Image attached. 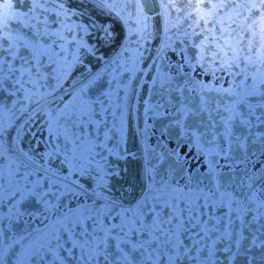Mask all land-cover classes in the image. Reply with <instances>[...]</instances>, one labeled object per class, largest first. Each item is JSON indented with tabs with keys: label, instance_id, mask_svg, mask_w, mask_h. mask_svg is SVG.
Here are the masks:
<instances>
[{
	"label": "snow or ice",
	"instance_id": "snow-or-ice-1",
	"mask_svg": "<svg viewBox=\"0 0 264 264\" xmlns=\"http://www.w3.org/2000/svg\"><path fill=\"white\" fill-rule=\"evenodd\" d=\"M99 7L137 37L131 67L84 63L66 0H0V264H264V0H161L144 183L127 202L110 158L135 155L131 80L152 70L153 4ZM169 49L180 59L162 70Z\"/></svg>",
	"mask_w": 264,
	"mask_h": 264
},
{
	"label": "flooded vegetation",
	"instance_id": "flooded-vegetation-1",
	"mask_svg": "<svg viewBox=\"0 0 264 264\" xmlns=\"http://www.w3.org/2000/svg\"><path fill=\"white\" fill-rule=\"evenodd\" d=\"M66 3L78 13L72 17L71 22L83 24L87 28L86 32L80 33L79 38H82L85 44L93 50L94 54L89 53L83 56L84 63L93 72H103L107 62L118 57L128 59V66L131 67V59H129L131 53H125L124 50L125 48L135 50L137 37L129 35L128 27L122 20L100 8L99 0H66ZM160 3L161 0H152L153 8L148 12V15L152 17L149 22V31L153 32V36L144 43L145 57L140 64L142 69L148 70L152 68V70L148 71L147 76L137 73L136 77L131 80L132 85L136 88V97L132 101L130 123L127 125V148L135 155L119 160L115 157L110 158L111 167L117 169L119 173L110 178L112 194L125 199L126 202L133 197L139 196L144 183V161L141 150L143 141L140 138L145 120L143 101L147 100L151 93L150 77L155 75L152 61L155 59L156 52L164 40V10L160 7ZM102 28H106L109 34L102 31ZM121 53H124V55L121 56ZM179 59L180 57L169 49L165 59L159 61L158 65L162 70H168L167 65L175 64ZM130 75L126 74V77ZM126 77H122V79L125 83H128ZM137 79L143 87L137 84ZM149 123L153 125L152 131L155 132L149 143L155 146L156 140L159 138L160 121L149 120ZM164 140L169 148L175 146L174 140L167 141L166 137ZM157 151L159 152L160 149H157Z\"/></svg>",
	"mask_w": 264,
	"mask_h": 264
}]
</instances>
